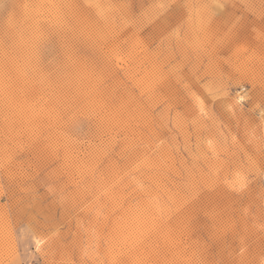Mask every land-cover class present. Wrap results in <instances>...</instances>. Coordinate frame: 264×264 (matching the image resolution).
Instances as JSON below:
<instances>
[{
  "label": "rangeland",
  "instance_id": "374dc122",
  "mask_svg": "<svg viewBox=\"0 0 264 264\" xmlns=\"http://www.w3.org/2000/svg\"><path fill=\"white\" fill-rule=\"evenodd\" d=\"M0 264H264V0H0Z\"/></svg>",
  "mask_w": 264,
  "mask_h": 264
},
{
  "label": "snow or ice",
  "instance_id": "6c2138e0",
  "mask_svg": "<svg viewBox=\"0 0 264 264\" xmlns=\"http://www.w3.org/2000/svg\"><path fill=\"white\" fill-rule=\"evenodd\" d=\"M240 187L243 188L244 187V184L243 182L240 183Z\"/></svg>",
  "mask_w": 264,
  "mask_h": 264
}]
</instances>
